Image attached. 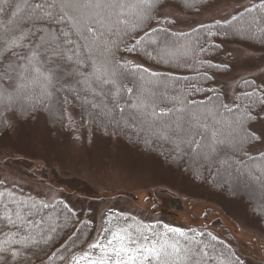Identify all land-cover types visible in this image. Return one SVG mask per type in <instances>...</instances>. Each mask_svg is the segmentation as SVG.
Returning a JSON list of instances; mask_svg holds the SVG:
<instances>
[{"label": "trees", "instance_id": "trees-1", "mask_svg": "<svg viewBox=\"0 0 264 264\" xmlns=\"http://www.w3.org/2000/svg\"><path fill=\"white\" fill-rule=\"evenodd\" d=\"M213 1L145 0L140 3L141 0H95L120 5L116 10L118 16L97 25L100 28L97 43L88 47L86 41L73 35L77 52L76 55L67 52L71 59L53 57L46 62L45 56L41 55L33 62L28 75L24 74L15 82L0 80V115L15 109L17 114L23 112L27 119L30 115L25 111L27 108L33 114L31 119L43 115L51 128L61 131H68L73 119H77L89 134L117 139L130 148L155 157L167 167L181 171L193 183L207 187L214 194L243 200L248 206L249 216L260 221L264 229V203L259 199L264 190L250 189L244 193L239 184L229 186L230 176L236 177V182L242 177L239 183H244L246 170L264 168V152L251 153L250 149L256 144L238 147L237 132L233 127L230 132L218 130L220 136L214 145L216 134L211 131L220 123L233 126L234 121L241 119L250 108L259 110L264 103V86H259L254 80L239 84L232 106L227 105L222 90L214 85V77L227 75L230 70L215 61L223 53L224 43L264 50V3L252 5L226 22L209 23L187 32L174 31L172 20H158L163 6L174 4L187 14H197ZM24 2L9 0L11 7L0 4V9H3L0 10V64L8 62L3 56L6 42L19 36L21 27L31 26L27 8L13 15L15 6ZM34 2L36 0H27V4ZM145 30H148L147 36L143 35ZM136 39L141 40L139 57L125 51V43ZM22 44H27V40ZM14 50L24 52L26 48L21 46ZM144 52L148 55L144 56ZM123 56L136 58L142 65H126ZM176 56L185 57L176 62ZM140 69H148V72ZM67 75L75 80L67 79ZM44 78L49 82L40 96V99L44 95L48 97L45 104L34 102L31 94L16 99L7 90L18 89L31 82L40 92L46 83ZM63 82L65 89H57ZM52 87L55 93L49 91ZM194 88L199 91H194ZM36 94L34 96L39 98ZM91 94L98 96L93 99ZM6 98L11 102L9 107L5 106ZM185 101L187 106L202 114L200 124L204 127L194 124L192 132L197 143L212 145L214 151L210 161L198 164L201 158L195 153V158L188 157L186 162L182 161L172 147L152 134V127L148 126L157 121L158 115L154 114L161 112L171 115L180 109L176 113L179 118L186 111ZM138 114H142V119L137 118ZM6 132L0 128V135ZM221 162L229 165L223 169ZM70 211L72 216H69ZM7 216H11L18 227L13 228ZM93 238L94 224L88 214L82 217L64 200L48 203L21 189L0 183V246L6 239L9 242L16 240L31 249L25 252L28 257L32 252L40 256L50 252L45 264H75L76 261L93 264L112 253L109 241L117 249L126 246L134 257L138 256L137 248L153 249L152 258L145 264H244L231 244L208 231L180 228L160 221L150 222L117 210L106 211L101 231ZM97 243L103 247L93 249L91 245ZM32 264H39V261L33 259ZM136 264H141L139 259Z\"/></svg>", "mask_w": 264, "mask_h": 264}, {"label": "rangeland", "instance_id": "rangeland-1", "mask_svg": "<svg viewBox=\"0 0 264 264\" xmlns=\"http://www.w3.org/2000/svg\"><path fill=\"white\" fill-rule=\"evenodd\" d=\"M144 2L141 0L140 3ZM257 3H264V0H214L197 14H187L170 4L160 9L158 20H172L174 31L187 32L209 23L226 22ZM222 46L223 53L215 61L230 70L227 75L214 77V85L222 90L227 105L232 106L242 81L254 80L259 86H264V50L236 43H224ZM183 57L176 56V62ZM122 60L142 65L136 58L123 56ZM67 76V79L75 80L73 76ZM43 80L46 83L40 92L31 82L18 89L7 90L16 99L31 94L32 100L40 105L48 99L46 95L44 100L40 99L41 92L49 83L45 78ZM65 82L57 89H65ZM53 87L48 90L55 93ZM36 93L39 98L34 96ZM91 96L94 99L98 95ZM8 101L6 98V107L11 103ZM142 117L138 114L137 118L140 120ZM37 126L51 129L50 136L45 133L42 138L33 139L21 136L16 129L0 135V183L21 189L48 203L64 200L82 217L88 214L94 224L93 240L101 231L106 211L117 210L150 222L160 221L180 228L208 231L231 244L244 264H264V229L260 221L249 216L248 206L243 200L214 194L207 187L193 183L181 171L167 167L155 157L130 148L117 139L89 134L77 119H73L68 131L51 128L43 115L25 124L29 128ZM148 126L153 127L155 123ZM232 127L220 123L217 128H211L212 134H216V137L213 135L214 145L220 136L217 131L230 132ZM198 129L200 132V127ZM220 140L219 137V145ZM250 150L251 153H262L264 145H255ZM228 165L220 164L223 169ZM262 172L264 168L246 170L244 183H239L242 177L236 182V177L230 176L229 186L239 184L244 193L250 189L264 190ZM247 196L253 199L249 194ZM259 199L264 203L263 193Z\"/></svg>", "mask_w": 264, "mask_h": 264}, {"label": "snow or ice", "instance_id": "snow-or-ice-1", "mask_svg": "<svg viewBox=\"0 0 264 264\" xmlns=\"http://www.w3.org/2000/svg\"><path fill=\"white\" fill-rule=\"evenodd\" d=\"M0 4L12 6L9 4V0H0ZM119 7L118 4L95 2V0H91V2L90 0H36L32 4H27V0H25L24 3L17 4L13 15L27 8L29 11L27 18L31 26L26 29L21 27L20 35L6 42L3 56L4 60L8 62L0 64V80L11 79L15 82L22 78L32 68L37 57L41 55L45 56L46 62L53 57L71 59L67 56V52H71L72 55H76L77 52L76 41L72 39L73 35L86 41L88 47H92L93 44L97 43V33L100 32L97 25L105 21L110 22L114 16H118L116 10ZM37 24L41 26L37 27ZM143 35L147 36L148 30H145ZM25 40H27V44H22ZM21 46L26 48V51L14 50ZM140 47V39L125 43V51L135 54L137 57L141 55ZM143 55L147 56L148 53L144 52ZM9 57L14 59L9 60ZM124 63L127 65L131 61L125 60ZM140 70L148 72V69ZM193 90L199 91L195 88ZM184 103L186 105V101ZM118 110L123 111L122 109ZM25 111L30 113L27 119H25L23 112L17 114L15 109L0 115V128L7 132L16 129L21 136L33 139H40L45 133L50 136L51 129H41L38 126L25 127L26 123H31L33 115L30 109L26 108ZM177 112H180V109H176L171 115L164 112L154 114L158 115V119L155 126L151 128L152 134L172 147L173 151L184 162L187 161L188 157H193V153L201 158L200 161H197L198 164L213 159L214 149L212 145L206 146L203 143H197L192 132L193 125L201 123L202 114L194 111L192 106L187 105L186 111L182 112L179 118L176 115ZM233 127L234 131L237 132L236 145L238 147L245 144L264 145V103L261 104L259 110L250 108L241 119L234 121ZM205 167H207L206 164ZM7 211L8 209L5 208V212ZM72 215L73 213L70 211L69 216ZM6 219L13 228L18 227L11 216H7ZM114 239L116 238L114 237ZM131 243H135V241H131ZM15 245H19V247H15ZM91 247L98 249L103 245L97 243L92 244ZM108 247L113 248L112 253L107 254L106 259L102 258L93 264H136L137 259L140 260L141 264H145L152 258L153 254V249L137 248L138 256L134 257L129 248L122 246L117 249L113 247L112 241L108 242ZM26 251H31L26 244L16 240L9 242L6 239L4 244L0 246V264H32L33 259L38 260L39 264H45V260L51 256L50 252L45 256L32 252V255L28 257L25 255ZM68 259L71 260V257ZM75 264H79V262L76 261Z\"/></svg>", "mask_w": 264, "mask_h": 264}]
</instances>
